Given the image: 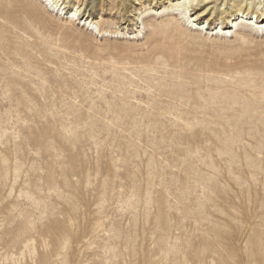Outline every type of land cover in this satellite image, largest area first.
<instances>
[{
	"label": "rangeland",
	"instance_id": "1",
	"mask_svg": "<svg viewBox=\"0 0 264 264\" xmlns=\"http://www.w3.org/2000/svg\"><path fill=\"white\" fill-rule=\"evenodd\" d=\"M178 2L0 0V264H264V0Z\"/></svg>",
	"mask_w": 264,
	"mask_h": 264
},
{
	"label": "bare ground",
	"instance_id": "2",
	"mask_svg": "<svg viewBox=\"0 0 264 264\" xmlns=\"http://www.w3.org/2000/svg\"><path fill=\"white\" fill-rule=\"evenodd\" d=\"M178 1L179 2L176 5H173L178 16H180L181 18H187L188 21L191 24H193V26H197V29L206 30V32H208L209 31V25H210V24H208L209 20L207 21V23L200 25L197 22H198V19L201 17V15H198L196 18H194L195 15H190L192 8H194L193 10H197L199 8V6H201L204 3L205 0H201V1L178 0ZM245 1H248V0H245ZM260 2H261V0H260ZM64 4H65V2L62 5H64ZM78 10H76V14H78ZM235 16H236V19H234L233 21L231 20L233 17L232 15L228 17L227 23L229 25L231 24V26L236 27L238 25V22L242 23V24L247 23L250 27L257 28V31L264 30V14L262 15L261 18H260V16H258L257 12H255V14L251 15L250 8L248 10H246V8L244 9V5H238L236 7ZM235 16H234V18H235ZM85 23H86V21H85ZM230 28H232V27H230ZM213 31H215V34H219V33L224 34L225 33V35L230 32V31L224 32V29L221 27V25H218Z\"/></svg>",
	"mask_w": 264,
	"mask_h": 264
}]
</instances>
